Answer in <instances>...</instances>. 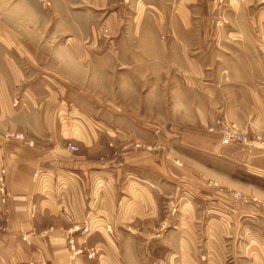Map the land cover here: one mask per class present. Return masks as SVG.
I'll list each match as a JSON object with an SVG mask.
<instances>
[{
  "label": "crops",
  "instance_id": "crops-1",
  "mask_svg": "<svg viewBox=\"0 0 264 264\" xmlns=\"http://www.w3.org/2000/svg\"><path fill=\"white\" fill-rule=\"evenodd\" d=\"M226 165L264 179V0H0V264H264Z\"/></svg>",
  "mask_w": 264,
  "mask_h": 264
},
{
  "label": "built area",
  "instance_id": "built-area-1",
  "mask_svg": "<svg viewBox=\"0 0 264 264\" xmlns=\"http://www.w3.org/2000/svg\"><path fill=\"white\" fill-rule=\"evenodd\" d=\"M17 104H18V100L15 99L13 102V105L16 106ZM10 136L11 135H9V137ZM13 137L22 138L20 135H14ZM233 143L247 145L249 147L255 146V143H253L247 138V133L245 129L239 127L237 124L227 123L223 126L221 136H220V144L226 146V145H230ZM68 149L73 152L77 151V147L72 144L68 145ZM39 174L40 173H35L34 177H37ZM0 193L5 195V190L3 187H0ZM173 210L174 209H172V211Z\"/></svg>",
  "mask_w": 264,
  "mask_h": 264
},
{
  "label": "rangeland",
  "instance_id": "rangeland-1",
  "mask_svg": "<svg viewBox=\"0 0 264 264\" xmlns=\"http://www.w3.org/2000/svg\"><path fill=\"white\" fill-rule=\"evenodd\" d=\"M14 102V101H13ZM67 104V103H66ZM64 106H66V105H64ZM68 106H70L69 104H67V107ZM240 127V126H239ZM222 132V131H221ZM221 132H220V136H221ZM230 145H242V144H236V143H233V144H230ZM224 146V145H223ZM227 146V145H226ZM245 146H247V145H245ZM196 157L197 158H201L202 159V157L203 156H200L198 153L196 154ZM226 168H227V170H228V173L229 174H231L232 175V177L233 178H235V179H237V180H240V181H242V182H244V183H256V184H258L259 186H261V187H264V179L263 178H261V179H256L254 176H252L250 173H247L246 172V170L245 169H242V168H240V167H236V166H232V165H226ZM42 177H44V175L42 176ZM264 198H262L261 197V199L260 198H257V203H259V200H260V204H262V203H264ZM172 202H174L173 200H171ZM253 201H255L256 202V199H254ZM164 205H172L173 206V208L172 209H176V204H169V202L167 201V203L166 204H164ZM95 228H93V229H98V225H95L94 226ZM90 230H91V226H89V225H87V224H85V226L84 227H82V228H80V229H78V232H79V234H80V236H85V235H87L89 232H90ZM104 230H105V232L108 234V235H110L111 237H113V236H115V233L112 231V229H110L108 226H105L104 227ZM71 245H73V243L71 244Z\"/></svg>",
  "mask_w": 264,
  "mask_h": 264
},
{
  "label": "trees",
  "instance_id": "trees-1",
  "mask_svg": "<svg viewBox=\"0 0 264 264\" xmlns=\"http://www.w3.org/2000/svg\"><path fill=\"white\" fill-rule=\"evenodd\" d=\"M253 184H256V183H253Z\"/></svg>",
  "mask_w": 264,
  "mask_h": 264
}]
</instances>
